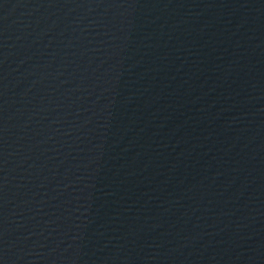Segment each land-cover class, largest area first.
<instances>
[{"label":"water","instance_id":"95a60500","mask_svg":"<svg viewBox=\"0 0 264 264\" xmlns=\"http://www.w3.org/2000/svg\"><path fill=\"white\" fill-rule=\"evenodd\" d=\"M0 264H264V0H0Z\"/></svg>","mask_w":264,"mask_h":264}]
</instances>
